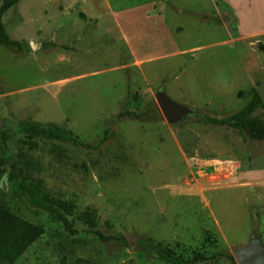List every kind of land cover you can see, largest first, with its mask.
<instances>
[{"label": "rangeland", "instance_id": "374dc122", "mask_svg": "<svg viewBox=\"0 0 264 264\" xmlns=\"http://www.w3.org/2000/svg\"><path fill=\"white\" fill-rule=\"evenodd\" d=\"M1 22L21 48L0 45V205L44 230L12 264H169L135 242L230 254L253 227L264 244V97L237 129L170 124L154 98L203 116L243 106L264 78V0H19ZM22 120L90 147L29 137ZM30 180L74 204L75 233L16 188Z\"/></svg>", "mask_w": 264, "mask_h": 264}, {"label": "trees", "instance_id": "16d2710c", "mask_svg": "<svg viewBox=\"0 0 264 264\" xmlns=\"http://www.w3.org/2000/svg\"><path fill=\"white\" fill-rule=\"evenodd\" d=\"M18 1L19 0L0 1V45L20 49L21 42L10 38L1 22L3 14ZM261 104L262 101L258 92L257 90H254L251 98L235 112L222 117L204 115L199 120L208 125L226 126L237 129L242 127L248 121L250 115L255 109L260 107ZM124 114L134 113L127 111L125 113L120 112L118 116L121 117ZM17 128L20 133L29 137L54 140L75 146L90 147V144L79 140L71 130L54 123H40L22 120L18 123ZM251 130L258 135L262 133L261 125L254 121L251 122ZM1 150L2 148L0 145V167L5 164ZM16 188L22 194L27 195L33 206L48 212L55 219L60 221L66 230H69L71 233L76 232V230L71 227L68 219L75 209L72 202L56 199L45 193L41 183L37 180L18 181L16 183ZM82 218L87 225V230L96 234L101 240H114L127 243L125 237L105 235L103 232L96 229L91 213H85ZM43 231L42 226L24 219L0 205V264L14 263L22 253H24V251L42 235ZM135 244L139 245L141 250L145 253L169 264H195L197 262L214 259L218 256H224L232 260L231 255L225 251H218L209 256L198 253L185 257L181 254H177L169 246L153 241L149 236L142 237L140 240L136 241Z\"/></svg>", "mask_w": 264, "mask_h": 264}, {"label": "water", "instance_id": "95a60500", "mask_svg": "<svg viewBox=\"0 0 264 264\" xmlns=\"http://www.w3.org/2000/svg\"><path fill=\"white\" fill-rule=\"evenodd\" d=\"M256 90L262 99L264 97V78L260 81ZM154 98L163 117L170 124L181 123L189 117H203L193 107L173 100L163 89L157 90ZM2 187L4 188L3 185ZM229 250L236 264H264V244L256 227L251 229L246 244L231 245Z\"/></svg>", "mask_w": 264, "mask_h": 264}]
</instances>
